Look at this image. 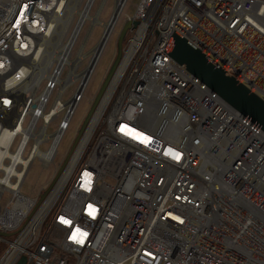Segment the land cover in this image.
<instances>
[{
    "label": "built area",
    "instance_id": "obj_1",
    "mask_svg": "<svg viewBox=\"0 0 264 264\" xmlns=\"http://www.w3.org/2000/svg\"><path fill=\"white\" fill-rule=\"evenodd\" d=\"M59 1L0 0V264H264V130L164 51L176 30L264 101V0H139L114 74L36 206L20 186L35 157L54 162L90 75L62 101L66 58L35 74Z\"/></svg>",
    "mask_w": 264,
    "mask_h": 264
},
{
    "label": "rangeland",
    "instance_id": "obj_2",
    "mask_svg": "<svg viewBox=\"0 0 264 264\" xmlns=\"http://www.w3.org/2000/svg\"><path fill=\"white\" fill-rule=\"evenodd\" d=\"M115 2L116 0H93V3L90 8V14L94 16L96 15V17L100 20V22L99 21L93 22L92 20L87 19L82 25L77 35V38L72 46L71 58L75 61L77 60L76 56L79 49H81L86 54L84 57L78 59V62L76 63L75 66L76 71H82L88 66L91 60L90 51L99 42L105 29L101 21L107 22L110 19L114 11ZM138 2L139 0H126V3L116 20L115 28L108 37L106 43L102 48V51L100 52L99 57L96 60V63L93 66V69L88 77V80L82 92V97L77 102L76 107L74 109V113L70 118L68 127L62 135V138L57 147V152L54 158V162L50 163L48 166H43L39 158L35 157L32 160L31 165L29 166L25 178L23 179V182L20 186V193L22 195L27 197L39 196V194L47 187V185L53 178L55 174L54 173L55 169L57 168L58 164L63 161L66 154L68 153L77 135V132L84 120V117L86 116V113L91 105V102L115 57L117 35L124 23L125 15L132 13ZM83 3L84 0L80 2L78 7H82ZM72 15H73L72 20L70 21V24L67 25L69 26L68 31L72 30L73 24L77 20L78 13L73 12ZM71 69H72V65H70V68L69 66H66L61 75V78L67 79ZM67 82L69 83V85L61 96L62 101H66L70 97L71 93L78 86L79 79L72 78ZM57 92H58V87H55L49 97L48 106L51 105L53 99L57 95ZM60 117L61 114H59L52 121V123L47 128L48 132H53L55 130ZM45 146L46 145H42L41 148H45ZM9 197H10V193L4 191L0 199V204L2 208L8 202Z\"/></svg>",
    "mask_w": 264,
    "mask_h": 264
},
{
    "label": "water",
    "instance_id": "obj_3",
    "mask_svg": "<svg viewBox=\"0 0 264 264\" xmlns=\"http://www.w3.org/2000/svg\"><path fill=\"white\" fill-rule=\"evenodd\" d=\"M115 17L116 14L115 12H113L108 23L110 24V22ZM131 24H136V22L126 21L120 28L116 40L115 57L91 102V105L86 113V116L84 117V120L68 153L66 154L60 167L58 168L57 172L55 173L47 187L39 194L36 206L42 201V199L45 197V195L48 193V191L56 181L57 176L66 163L69 154L76 145L99 99L101 98L109 81L111 80L121 57L122 42L124 36ZM107 28L106 30H104L103 35L99 41L104 38L107 32ZM164 51L170 55L172 60L197 76L208 88L217 93L231 107L247 116L250 120H252L255 124H257L264 130V101L256 94H254L251 90H249L246 86H244L241 82H239L236 78H234L231 74H229L226 70H224L221 66H219L215 61L204 54L199 48L194 46L191 42H189L186 38L179 34L176 30H173L164 48ZM90 63L91 62H89L87 67L90 66ZM90 70H92V68ZM23 261L24 257H21L17 264H22Z\"/></svg>",
    "mask_w": 264,
    "mask_h": 264
},
{
    "label": "bare ground",
    "instance_id": "obj_4",
    "mask_svg": "<svg viewBox=\"0 0 264 264\" xmlns=\"http://www.w3.org/2000/svg\"><path fill=\"white\" fill-rule=\"evenodd\" d=\"M80 0H61L59 2L55 3L56 9L55 12L52 14V20H54L52 26H48L47 30L41 34V36L38 39L37 45L34 47V51L32 54V58L35 62V74L36 76H41L43 73L47 72V67L51 63L52 60L57 61L59 59L66 58L65 62L69 65H72V69L68 74L67 79H62L61 77L58 79V83L67 82L72 78L79 77L84 82L88 75L90 74V69L93 67L94 61L98 55V53L101 51L104 41L106 40V35L109 31V29L112 26V22L110 24L108 22H102L105 28H107V32L104 36V38L99 41L90 51L91 53V60H90V66L85 68L79 73H76L74 71V68L76 66V63L78 62V59L85 56V52H83L81 49L77 52V60H73L72 58H69L70 55V47L73 41L76 39L77 33L79 32V27L83 23V21L86 19H90L93 22H100V20L96 17V15L90 14V8L93 3V0H85V4L83 7L79 8ZM121 0H116V11L120 9V4L117 5ZM77 12L79 15V20L74 29L72 30L71 34L64 40V42H61V39L63 35L65 34L67 30V25L72 20V13ZM85 20V21H86ZM109 25V26H108ZM66 56V57H65ZM83 88V85L81 84L79 86V90ZM55 109H57V105L55 106ZM26 200L19 199L17 204V209H11L12 210V218H15L18 214H21L23 211V208L25 207Z\"/></svg>",
    "mask_w": 264,
    "mask_h": 264
}]
</instances>
